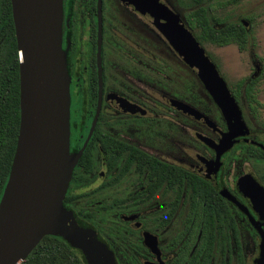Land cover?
I'll use <instances>...</instances> for the list:
<instances>
[{
	"label": "flooded vegetation",
	"instance_id": "1",
	"mask_svg": "<svg viewBox=\"0 0 264 264\" xmlns=\"http://www.w3.org/2000/svg\"><path fill=\"white\" fill-rule=\"evenodd\" d=\"M159 1L189 29L190 0ZM61 47L69 152L82 150L63 204L78 223L96 232L116 264H254L264 122L245 95L253 79L227 86L247 133L218 153L228 132L221 110L128 0H62ZM20 111L12 3L0 0V200Z\"/></svg>",
	"mask_w": 264,
	"mask_h": 264
},
{
	"label": "water",
	"instance_id": "2",
	"mask_svg": "<svg viewBox=\"0 0 264 264\" xmlns=\"http://www.w3.org/2000/svg\"><path fill=\"white\" fill-rule=\"evenodd\" d=\"M159 30L198 76L221 110L228 132L218 153L246 134L241 110L203 46L159 0H128ZM20 76V125L8 181L0 200V264H21L44 236L61 237L86 264H116L96 232L82 226L63 200L81 151L69 152V75L61 47L62 0H11ZM246 22L243 26L246 28ZM254 76L258 74V67ZM194 117L201 116L191 109ZM85 146V145H84ZM83 149V148H82ZM256 186V185H255ZM253 207L264 224V189ZM254 264H264V233Z\"/></svg>",
	"mask_w": 264,
	"mask_h": 264
},
{
	"label": "trees",
	"instance_id": "3",
	"mask_svg": "<svg viewBox=\"0 0 264 264\" xmlns=\"http://www.w3.org/2000/svg\"><path fill=\"white\" fill-rule=\"evenodd\" d=\"M191 10L187 21L189 29L196 40L203 45L211 43L218 46L236 44L239 50H244L248 41L247 29L241 22H226L215 12L228 4L240 0H190ZM246 80L241 79L236 84L242 85ZM253 79L246 90V98L255 114H258ZM256 103V104H254ZM21 264H86L81 253L70 247L65 240L58 236H44Z\"/></svg>",
	"mask_w": 264,
	"mask_h": 264
},
{
	"label": "rangeland",
	"instance_id": "4",
	"mask_svg": "<svg viewBox=\"0 0 264 264\" xmlns=\"http://www.w3.org/2000/svg\"><path fill=\"white\" fill-rule=\"evenodd\" d=\"M215 14L226 22H246L247 45L242 51L236 44L218 46L206 42L202 46L227 86H234L241 79H257L254 92L259 113L256 119L264 122V0H240ZM255 66L258 67L256 76Z\"/></svg>",
	"mask_w": 264,
	"mask_h": 264
}]
</instances>
